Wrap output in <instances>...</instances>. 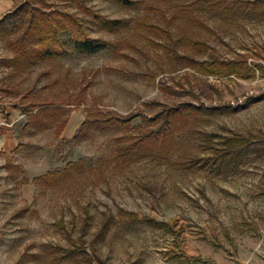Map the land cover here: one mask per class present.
Here are the masks:
<instances>
[{
	"label": "rangeland",
	"instance_id": "obj_1",
	"mask_svg": "<svg viewBox=\"0 0 264 264\" xmlns=\"http://www.w3.org/2000/svg\"><path fill=\"white\" fill-rule=\"evenodd\" d=\"M136 1L87 0L98 12L127 20L116 27L95 20L74 1L64 3L92 34L114 42L93 53L75 49L70 32L64 31L67 53L22 69L12 63L16 52L0 38V119L7 122L3 126L13 125L20 144L0 153V264H75L63 258L61 248L82 242L81 235L84 245L109 264L263 259L264 156L251 155L239 171L227 175L184 169L177 163L182 147L197 146L187 129L177 136L169 160L152 155L147 145L135 161L115 157L119 134L137 133L151 116L184 101L244 106L198 125L264 137V99L249 101L264 94V71L256 69L251 77L204 75L172 64L167 52L150 41L165 40L151 31L156 26L138 27L144 18L166 26L158 8L151 11L164 6L163 0ZM234 14L225 18L201 7L197 17L206 24L178 18L172 27L178 36L206 40L220 57L243 54L253 64H264V18L239 8ZM155 73L154 81L150 75ZM28 103L62 104L64 112L57 123L37 130L26 127ZM98 108L121 117L139 115L126 128L88 124L83 129L89 109ZM50 171H59L51 182L39 178ZM122 208L157 217L170 229L132 223ZM104 212L116 221L98 236Z\"/></svg>",
	"mask_w": 264,
	"mask_h": 264
},
{
	"label": "trees",
	"instance_id": "obj_2",
	"mask_svg": "<svg viewBox=\"0 0 264 264\" xmlns=\"http://www.w3.org/2000/svg\"><path fill=\"white\" fill-rule=\"evenodd\" d=\"M68 1H74L79 10L85 11L107 26L116 27L127 21L122 18H111L107 14L98 12L93 6L87 4V0H25L0 19V38L5 39L16 52L12 63L18 64L19 68L28 69L35 64L58 59L68 51L66 42L62 39L64 31L70 32L73 47L82 52L93 53L114 44L110 39L92 34L78 12L63 8L64 3ZM118 1L124 4L137 3L136 0ZM163 2L164 6L157 5L151 8V11L158 8L160 12L158 14L163 15L166 26L152 21L149 23L147 22L149 18H144V21L139 22L138 27L156 26L151 31H155L165 40L150 37V41L167 52V55L173 59L172 64L179 62L204 75L231 76L237 74L251 77L256 69L264 71L263 63L253 64L243 54L236 58L220 57L206 40L189 34L178 36L172 27L174 20L178 18L194 20L202 25L206 24L197 17V9L201 7L216 16L225 18L235 15L238 8L245 11L251 10V15L262 19L264 18V0H163ZM168 12L171 14L169 15ZM150 76L155 81L157 74ZM262 99H264V94L252 96L249 101L255 102ZM243 107L231 103L217 105L194 101L170 104L151 116L150 122L137 133L119 134L115 145V157L128 163L135 161L140 157V148L147 145L146 149L152 155L169 160L171 152L179 143L177 136L191 129V136L196 140L197 146L195 149L182 147L183 152L177 159V163L182 168L202 169L214 176L237 172L251 155L264 156V137L253 132L245 134L229 129L231 133L209 130L198 124L200 120L211 119L217 114L235 112ZM26 111L28 114L26 127H35L40 130L57 123L56 118L64 112V109L62 104L28 103ZM138 115L121 117L114 110L89 109L88 119L84 122L83 129L88 124L126 128ZM66 124L67 119L58 125V131L62 132ZM81 133L82 131L78 135L80 136ZM57 174L59 171H50L39 178L51 182ZM121 210L122 214L129 216L128 219L132 223L140 222L157 227L168 226L170 229L168 222L157 217L140 216L137 211L124 208ZM114 221L116 217L113 214L104 212V224L97 235L104 233ZM79 238L82 242L74 243L68 248L59 246L63 251V258H68L75 264H109L98 252H92L84 245L83 235ZM93 249H96L95 245Z\"/></svg>",
	"mask_w": 264,
	"mask_h": 264
},
{
	"label": "crops",
	"instance_id": "obj_3",
	"mask_svg": "<svg viewBox=\"0 0 264 264\" xmlns=\"http://www.w3.org/2000/svg\"><path fill=\"white\" fill-rule=\"evenodd\" d=\"M19 1L20 0H0V19L8 12L13 11L19 5ZM9 111H11V109ZM13 116L14 114H12V118L14 119ZM19 145V139L15 134L13 125L9 124L7 126L0 127V153L11 152ZM259 256H261V254ZM262 257L263 259L261 261L260 259L258 260V258L251 259L248 264H264V256L262 255Z\"/></svg>",
	"mask_w": 264,
	"mask_h": 264
},
{
	"label": "built area",
	"instance_id": "obj_4",
	"mask_svg": "<svg viewBox=\"0 0 264 264\" xmlns=\"http://www.w3.org/2000/svg\"><path fill=\"white\" fill-rule=\"evenodd\" d=\"M4 124H7L6 120L0 119V127H2Z\"/></svg>",
	"mask_w": 264,
	"mask_h": 264
}]
</instances>
